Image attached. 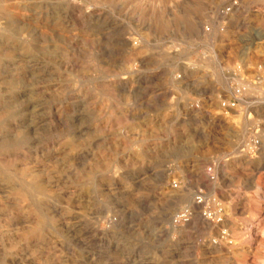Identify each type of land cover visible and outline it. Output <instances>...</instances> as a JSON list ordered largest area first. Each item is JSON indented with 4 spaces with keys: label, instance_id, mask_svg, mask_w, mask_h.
<instances>
[{
    "label": "rangeland",
    "instance_id": "rangeland-1",
    "mask_svg": "<svg viewBox=\"0 0 264 264\" xmlns=\"http://www.w3.org/2000/svg\"><path fill=\"white\" fill-rule=\"evenodd\" d=\"M0 264H264V0H0Z\"/></svg>",
    "mask_w": 264,
    "mask_h": 264
}]
</instances>
